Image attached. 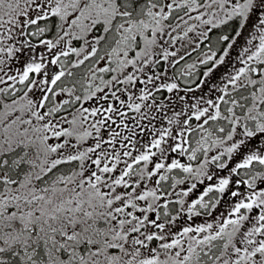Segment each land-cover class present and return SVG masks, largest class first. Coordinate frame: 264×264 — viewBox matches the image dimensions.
Here are the masks:
<instances>
[{"label": "snow or ice", "instance_id": "snow-or-ice-1", "mask_svg": "<svg viewBox=\"0 0 264 264\" xmlns=\"http://www.w3.org/2000/svg\"><path fill=\"white\" fill-rule=\"evenodd\" d=\"M0 264H264V0H0Z\"/></svg>", "mask_w": 264, "mask_h": 264}]
</instances>
